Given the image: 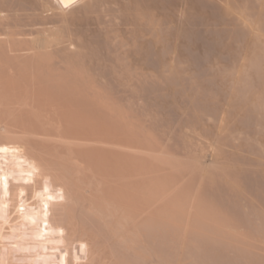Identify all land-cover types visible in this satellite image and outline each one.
<instances>
[{"label":"bare ground","instance_id":"6f19581e","mask_svg":"<svg viewBox=\"0 0 264 264\" xmlns=\"http://www.w3.org/2000/svg\"><path fill=\"white\" fill-rule=\"evenodd\" d=\"M198 6L224 16L223 24L214 17L218 23L202 25ZM199 25L219 37L211 52L227 31L236 49L230 66L205 67L211 73L203 83L191 68L201 55L191 38ZM169 88L194 111V135L183 132V143L172 138L184 155L152 139L159 118L154 125L143 118L147 128L145 121L136 126L135 115L128 122L139 101L126 111L119 101ZM0 149V264H264V191L251 198L242 189L246 161L264 184V0H0ZM125 167L137 168V176ZM162 168L172 176L158 175ZM202 180L226 195L206 186L200 193ZM110 187L146 195L147 208L168 204L167 213L159 211L197 228L190 224L185 241L182 225L133 216L119 203L123 196L97 200ZM101 238L111 243V259L102 255Z\"/></svg>","mask_w":264,"mask_h":264},{"label":"rangeland","instance_id":"374dc122","mask_svg":"<svg viewBox=\"0 0 264 264\" xmlns=\"http://www.w3.org/2000/svg\"><path fill=\"white\" fill-rule=\"evenodd\" d=\"M209 5H210V4H206V5H204V6L202 5V6L204 7V9H206L205 7H206V6H209ZM200 6H201V5H200ZM200 6H198L199 8H201V13H200L201 17H200V18H204V17H202L203 14H204V16H205L204 19H207V20H205V22H203L204 19H202V20H203V21H202V25H203V23H204V25L207 24V23H209V22H207V21H208V18H209V21H210V22H213V23H215V21H217V19H215V18H218L219 22L221 21L222 24H223V22H224V21H223L224 16L220 19V17H218V16L216 15L217 17L214 16V17H215V18H214V17L212 16V15H214V13H213V12H209V8H210V7L207 8V11H208V14H207V11L202 12V10H204V9H203L202 7H200ZM212 7H214V5H211V8H212ZM214 8H215V9L217 8L218 12L220 11L219 9H221V8H219V7H217V6H215ZM214 8H213V9H214ZM218 8H219V9H218ZM213 9H211V10L213 11ZM215 9H214V12H215ZM211 10H210V11H211ZM221 11H222V10H221ZM221 11L219 12V16H222V15H223V13H222V15H220ZM218 12H217V13H218ZM222 12H223V11H222ZM211 13H213V14L211 15ZM217 13H216V14H217ZM207 16H209V17H207ZM211 17H212V18H211ZM200 18H199L200 21H198V22L201 23V19H200ZM213 18H214V20L212 21ZM217 23H218V21H217ZM210 24H211V23H210ZM219 24H220V28H221V27L224 28V26H222L221 23H219ZM200 27H202V28H206L205 26H201V25H199V27H197V28H198V29H197L198 31H197V30H196V31L194 30V32H195V33L193 34L194 37L192 36L191 38H192L195 42H193V43H194L193 45H192V43H191V45H192L193 47H195V48H196V46H198L197 48H198L199 52H201L202 57H201V55H200V53H199V56H198L199 58L197 57L198 60H197V58L195 59V60H196V63H194V65H191V68H192V66H193V68H192V69H193L192 74H193V75H194V74L197 75V76H196V77H197L196 79H198V81H200L201 79H203V80H205L204 82H206V79L208 78L207 75H209V74L211 73V72H209V71H211V68H210V70H209V67L212 66L211 64H215V62H217V63H221L223 66H225V65H226V66H227V65L230 66L231 64H233L232 61L235 60V57H236V52H235V51H236V49H235V47H234L231 43H229V42H230V41H229L230 38H227V39H226V37H228V35H231V32L227 31L229 34H228V33L226 34V33L223 32L224 34H220V35H219V36H221V37H220L221 39H224V40L226 41V42H224L225 44H223V43H221L220 41H218L219 43L223 44V46L221 45V47H220V44L216 41V44L218 43L219 45L217 44L218 47L215 46V47H216V50H215V48H212L213 51L211 52V48L209 47V43L212 44L213 40H214L215 38H216V40H218L219 37H218V35H217V36H215V35H209V33L206 31V29H205V31H206L207 33H206V32H205V33H206V35H209V36H206V35L204 36V34H205L204 31L201 32V30H204V29H202V28H200ZM199 28L201 29L200 31H199ZM225 28H226V27H225ZM224 31L226 32V30H224ZM198 32H201L202 35H201L200 33H198ZM196 34H199L198 37H202V36H204V37H202V38H198V37H196V36H197ZM218 34H219V33H218ZM191 35H192V34H191ZM191 35H190V36H191ZM224 35H225V36H224ZM212 36H213V37H212ZM222 36H223V37H222ZM217 37H218V38H217ZM196 39H197V41H199V39H200L199 43H198V42L196 43ZM203 39H204V40H203ZM201 40H203V41H205V42H203V41H201ZM227 40H228V41H227ZM211 41H212V42H211ZM190 42H192V40H190ZM200 42H201V43H200ZM222 42H223V40H222ZM195 43H196V44H195ZM203 43H204V44L206 43V44H208V45H204ZM213 43L215 44V40H214ZM228 43H229L230 45H229ZM197 44H198V45H197ZM211 44H210V46L212 47ZM214 44H213V46H214ZM226 44H227V45H226ZM203 46H204V48H203ZM224 46H226V47H224ZM228 46L231 47L232 49L229 48ZM201 47H202L203 49H202ZM206 47H207V48H206ZM223 47H224V48H223ZM200 48H201V49H200ZM208 48H209L210 51L208 50ZM205 49H206V53L209 52V53H208L209 55H213V54H215L216 56L214 55L213 58H212L211 56H209V55H207V54L205 53L207 57H206V58L204 57V58H205V59H204L203 56H205V55H203V53H204L203 50L205 51ZM225 49H226V50H225ZM234 49H235V51H234ZM207 50H208V51H207ZM214 50L217 51V52H215ZM226 52H227V53H226ZM230 52H231V53H230ZM232 52H233L234 54H233ZM211 53H213V54H211ZM217 54H218V55H217ZM221 54H222V56H221ZM228 55L230 56V59H229V57H228V59H227V56H228ZM224 56H225V57H224ZM233 56H235L234 59H233ZM210 57H211V58H210ZM223 57H224V58H223ZM207 58H209L210 60L212 59V63H211V61H209V59H207ZM215 58H217L218 61H216ZM222 58L224 59V61H222V60H223ZM200 59H201V60H200ZM206 59H207V60H206ZM195 60H194V61H195ZM199 60H200V61H199ZM202 60H203V61H202ZM205 60H206V63L204 62ZM214 60H215V61H214ZM194 61H193V62H194ZM197 61H198V63H197ZM201 61L204 63V66H203V63H202ZM199 62H201V63H199ZM209 62H210V64H209ZM213 62H214V63H213ZM229 62H230V63H229ZM192 64H193V63H192ZM197 64H198V65H197ZM201 64H202V65H201ZM208 64H209V65H208ZM195 65H196V66H195ZM197 66H198V67L200 66V67H199V68H200V71H204V72H199V71H197V70H199V68H198V69L196 68ZM228 66H227V67H228ZM205 67H206L209 71H208ZM203 68H204L205 70H204ZM194 69H195V70H194ZM195 71H196L197 73L199 72L200 75H198L197 73H195ZM206 71H207V72H206ZM202 73H203V74H202ZM207 73H209V74H207ZM205 74H207V75H205ZM198 76H199V77H198ZM201 76H202V78H201ZM205 76H207V78H205ZM204 78H205V79H204ZM210 78H211V77H210ZM199 79H200V80H199ZM208 79H209V78H208ZM208 79H207V81H208ZM200 82H202V81H200ZM202 83H203V82H202ZM188 86H189V85H188ZM189 87H190V86H189ZM157 92H158L157 95L153 96L154 99H153V97H151V98H150V97H147V98H148L147 100H146V98H143L142 100H141V99L139 100V98L137 99V98H128V97L122 98V97H121V99H120L119 101L121 102V101L123 100V104H121V106L123 105L124 108L126 107L125 109H123V110H125V111H126V109L129 108V106L131 105L130 102H133L135 99H136V101H135L134 103H137V102L139 101L137 104H135V106H137L136 108H134V106L132 105V106H133L132 109H128V110H134V112H132L133 114H130L129 111H128L127 113H128L130 116L126 115V114H125L126 112L124 113L126 116H128V118H130L131 116H133V119H135V118L137 117V118L134 120V123L136 124V126H146L148 123H149V125H150V122H151L150 119H151V118H153V119L155 120V121H153V119H151V120H152L151 124L154 125V124L157 123L156 121H158L157 118H159V121H160V120H161V121H160V122L158 121V124H156V126L154 125L155 128H154V127H150V126H152V125L149 126V128H154V129H156V131H155L154 133H151V134H155V135H156V136L151 135V136H153L152 139L154 138V140H157V139L160 140V141H158V140H157V141H158V143L161 142L160 145H161L162 147L167 148V147L169 146L167 149H169V150H170V149H174V150H170V151H172L173 153H177V155H180V154L182 153V152L180 153V149H182L181 147H182L183 145H181V147H179V146H180L179 144L183 143V141H182V140H183V139H182V134H183V132H184V133L186 132V134H189V133H190L189 135H194V134H191V133H192L191 128H193V127L196 125V124H195V120H194V119H195V118H194V111H193V109L189 108V106H187V103H188V101L186 100L187 97H185L186 99L184 98V100L187 101V103H185V101H183V100L181 99L180 95H178V97H176L177 95L174 96L175 93H174V91L172 90V88H169L168 90H165V92H164V91H163V92H162V91L159 92V90H158ZM161 93H162V94H161ZM163 93H164V94H163ZM168 93H169V96H170V95L174 96V97H172V98H173L172 100H170V99H168V98L166 97V96H168ZM155 94H156V93H155ZM165 94H166V96H165ZM158 95H159V96H158ZM155 97H156V98H155ZM157 97H159V98H157ZM160 97H161V98H160ZM175 97H176V98H175ZM149 98H150V99H149ZM162 98H164L165 100L162 99ZM125 100H126L128 103H127ZM132 100H133V101H132ZM143 100H144V101H143ZM151 100H152V102H151ZM154 100H155V101H154ZM145 101H146V102H145ZM171 101H172L173 104H171ZM175 101H176V102H175ZM124 102H125V103H124ZM142 102H145V104H147V102H148L147 106H141V105H143ZM168 102H169V103H168ZM126 103H127V104H126ZM152 103H153V104L156 103L154 106L157 105V106H156L157 109H155L154 107H152ZM129 104H130V105H129ZM145 104H144V105H145ZM182 104H185V105H184L185 107H184ZM125 105H126V106H125ZM127 105H128V107H127ZM138 105H140V106H138ZM163 105H164V106H163ZM167 105L169 106V108H167V107H168ZM171 105H172V106H171ZM123 106H122V108H123ZM170 106H171V107H170ZM177 106H178V107H177ZM186 106H187V107H186ZM142 107H143V109L139 110V109L142 108ZM146 107H147V109H146L145 111H147V113H146L145 111H143ZM120 108H121V107H120ZM122 108H121V109H122ZM150 108H151L152 110H151ZM164 108H165V109H164ZM186 108H187V109H186ZM149 109H150V110H149ZM154 109H155V110H154ZM162 109H164V110H162ZM188 109H189L190 111H189ZM62 111H64V110H62ZM68 111H70V110H68V109L66 110L67 114L71 115L72 113H69ZM142 111H143V112H142ZM157 111H158V113H157ZM164 111H165V112H164ZM70 112H71V111H70ZM122 112H124V111H122ZM144 112H145V114H144ZM160 112H161L162 114H161ZM174 112H176V113H175L176 115L173 114V115L175 116V117L173 118L172 113H174ZM58 113L60 114V117H63V120H68V118L65 117V115H67V114H65V115L63 116V115H61V113L64 114V112H58ZM58 113H57V114H58ZM139 113H141V114L139 115ZM155 113H156V114H155ZM159 113H160L161 115H160ZM191 113L193 114V116L191 115ZM124 114H122V115H124ZM151 114H152V116H157V115H158V116L155 117V118H156V119H155L154 117L151 116ZM177 114H179V115H177ZM182 114H183V115H182ZM134 115H135L136 117H135ZM159 115H160V116H159ZM187 115H189V116H187ZM190 115L192 116L191 118H190ZM71 116H72V115H71ZM71 116H69V117H71ZM126 116H125V117H126ZM143 116H144V117H143ZM146 116H148V117L150 118L149 120H147V121H150V122H148V123H146L147 121L143 119V118L148 119V117H146ZM176 116H177V118H176ZM179 116H180V117H179ZM58 117H59V115H58ZM60 117H59V118H60ZM64 117H65L66 119H65ZM125 117H124V118H125ZM134 117H135V118H134ZM160 117H161V119H160ZM162 117H163V118H162ZM183 117H184L185 120L183 119ZM180 118H181V119H180ZM189 118H190L192 121H191ZM133 119H132V117H131V119H129L128 122H130V120H131V123L133 124ZM166 119H167V120H166ZM188 119H189V120H188ZM126 121H127V119H126ZM126 121H125V124H128V123H126ZM143 121H145L146 125H144V122H143ZM178 121H179V122H178ZM182 121H183V123H181ZM189 121H191L192 125H191V123H190ZM137 122H139V123L137 124ZM141 122H143L142 125L140 124ZM154 122H155V123H154ZM166 122H167V123H166ZM163 123H164V124H163ZM186 123H188V124H187V125H184V124H186ZM21 124H22L21 126H25V127H26V126H27V127H30V126H31V124H28V123H26V122H24V121H23ZM125 124H124V125H125ZM139 124H140V125H139ZM159 124H160V125H159ZM168 124H170V125H168ZM181 124H182V125H181ZM193 124H194V125H193ZM164 125H165V126H164ZM188 125H189V126H192V127H189ZM125 126H126V125H125ZM163 126H164V128H163ZM182 126H183V127H182ZM184 126H187V129H188V127H189V130L185 129L186 127H184ZM147 127H148V125H147L145 128H147ZM156 127H158V129H157ZM177 127H178V128H177ZM66 128H67V127H66ZM76 128H77V127H76ZM76 128H73V127H72V130L75 131ZM149 128H148L147 130H149ZM154 129H151V131H150V130H149V131H150V132H153ZM167 129H168V131H167ZM180 129H181V130H180ZM67 130H69V128H68ZM72 130L70 129L69 131H70V132H73ZM77 130L80 131L81 129H80V128H77ZM77 130H76V131H77ZM152 130H153V131H152ZM160 130H161V131H160ZM76 131H75V133H76ZM79 131H77V132H79ZM82 131H83V130H81V132H82ZM163 131H165V132H163ZM190 131H191V132H190ZM81 132H79V133H81ZM157 132H160V133L158 134ZM73 133H74V132H73ZM163 133H164V134H163ZM167 133H168V134H167ZM169 133H170V134H171V133L173 134V135H171L172 137H171V136L169 137V135H170ZM106 134H107V133H106ZM113 134H115V132H113ZM118 134H119L123 139L126 138V137H128V136L124 137V136L126 135V134H124V133H121V134H120V133H117L116 135H118ZM122 134H123V136H122ZM166 134H167V135H166ZM174 134L177 135V137H176L177 139L173 137V136H175ZM110 135H111V133H110ZM164 135H165V136H164ZM112 136H114V135H112ZM120 136H119V137L116 136V137L119 138V139H121V140H123ZM114 137H115V136H114ZM156 137H157V138H156ZM165 137H166V139H169V140H167L168 142L165 141V139H164ZM195 137H196V136H195ZM162 138H163V139H162ZM170 138H171V139H170ZM172 138L176 139L177 141H180L181 143H180V142H178V143L176 142V143H177V144H176L175 141L172 140ZM125 140H127V139H125ZM188 140H189V139H188ZM164 141H165V142H164ZM169 141H171V142H172L173 144H175V145H173V144H172L171 142H169ZM189 141H191V139H190ZM192 141H193V142L195 141V143H197V140H195V139L192 140ZM165 144H167L168 146L165 145ZM163 145H164V146H163ZM170 145H171V146H170ZM172 145H173V146H176V148L173 147ZM178 145H179V146H178ZM166 146H167V147H166ZM170 147H172V148H170ZM177 147H178V149H177ZM179 148H180V149H179ZM175 149H176V150H175ZM177 150H179V152H178ZM175 151H177V152H175ZM182 155H184V154L182 153ZM182 155H181V158H180V159H182V158L184 157V156H182ZM83 157H84V159H86V158H87L86 154H85V155L83 154ZM179 157H180V156H179ZM183 159H184V158H183ZM185 159H186V158H185ZM86 160H87V159H86ZM181 161H182V160H181ZM183 161H184V163H185L186 160H183ZM183 161H182V163H183ZM184 163H183V164H184ZM244 165H247V167H246V166H245V167H246V168L249 167V170H251V169L255 170V168H256V167H254V165H251V166H253L254 168L251 167V166L247 163V161L244 162ZM244 165H243V166H244ZM243 166H241V167L243 168ZM100 167H101V168H99V166L96 167V171H97L98 173L101 172V169H102V168H104L103 166H100ZM245 167H244V169H245ZM128 168L131 169L132 167H125V171H126V170L128 171V173L126 172V174H129V173L132 174L133 171H134V169H135V170L137 169V168H132L133 170H132V172H131V170H129ZM98 169H100V171H98ZM122 169H123V168H122ZM157 169L160 170L161 168L159 169V167H157ZM157 169H156V170H157ZM162 169H163V168H162ZM105 170H106V169H103L102 172L104 171V172H106V174H104V172H103L104 175H101V176H102V178H103V176H105L106 178L104 177V179L106 180V182L108 181V184H109V183H110V180L112 179V178L110 177L111 172H109L110 170L107 172L108 169H107L106 171H105ZM158 170H157V171H158ZM163 170H164V172L161 170V171L158 172V175L161 173L162 175L160 174V176H161V177L164 176L163 178H165V176H168V175H171V176H172V174L169 173V171H171L170 169H168L169 171H168L167 169L165 170V168H164ZM249 170H248V169H245V174H244L245 176H243V177L246 178V180H245V179L242 180V184H244V185H242V189H244V192H245L249 197H251V198H252V197L255 198V197H254V194H257V195H255V196H258V195L261 193V191H264V184L262 183V180H261L258 176H256V177L254 176L253 172H252V173H248L247 171H249ZM125 171H123V172H125ZM188 171H189V170H188ZM167 172H168V173H167ZM171 172H172V171H171ZM246 172H247V174H246ZM108 173H109L110 175H109ZM186 173H187V175L189 176L192 172L190 171V173H188V172L186 171ZM134 174H136V176H137L138 171H135V172L133 173V175H134ZM106 175H107V176L109 175V176L107 177ZM192 175H193L194 179L196 178L195 180H197V181H198V180H199V181L201 180L200 176L198 177V176H196V174H193V173H192ZM192 175H190V176H192ZM188 176L185 175L186 178H187ZM109 177H110V179H108ZM168 177H169V176H168ZM168 177H167V178H168ZM185 177H184V180L186 179ZM167 178H166V179H167ZM173 178H174V175H173ZM173 178H172V179H173ZM189 178H190V177H189ZM198 178H199V179H198ZM169 179H170V178H169ZM247 179H249L251 182H250L249 180H247ZM259 179H260V180H259ZM184 180H183V183L185 182ZM192 180H193V178L188 179V181H187V179H186V182H185V183H187V182H189V181H192ZM195 180H194V181H195ZM244 180H245V181H244ZM257 180H259V181H258L259 184L256 183ZM194 181H192V182H194ZM197 181H196V183H197ZM202 181H203V180H202ZM202 181H201V182H198L199 184H200V183L202 184L203 182H205V183L201 186L202 188L200 187V189H199V192H200V193L203 194V193L207 190V188H208L210 192H212V190L216 189V192L213 191V193H212V194H214V195H216V196L226 195V194H225L226 191H225L223 194H222V192L220 193V191H222V190H219V189H221L222 187L218 188L217 184H213V185H212V184L210 183L209 186H207V185H208L207 182H209V181H207V182H206V180L203 181V182H202ZM246 181H248V182L251 183L252 185H251V184H250L251 186L248 185L249 183H247ZM139 182H141L140 179H139ZM245 182H246V183H245ZM137 183H138V182H137ZM194 183H195V182H194ZM196 183H195V184H196ZM206 183H207V185H206ZM140 184H141V183H139V185H140ZM246 184H247V185H246ZM196 185L198 186V184H196ZM258 185H259V187H257ZM205 186H206L207 188H206ZM247 186H248V187H247ZM253 186H254V189H256V190L259 188L258 191H255V190L252 188ZM260 186H261V187H260ZM209 187H210V188H209ZM216 187H217V188H216ZM246 187H247V189H246ZM250 187H251V188H250ZM114 188H115V189H114ZM248 188H249V189H248ZM112 189H114V191L111 190V187H110V188H108V191L106 190L107 192H105V194H103V195H102V194H98L99 197L96 195L97 200H100V199H101L100 197H103V196H105V195L107 194V196H105V197H109L110 199L113 198L112 200L115 199V202H119L121 199H123V201L121 200L122 203H121V202H119V203H120L122 206H124V208H127V210H128L131 214H133V216H134L136 213H137L138 215H135V216H136V217H139V218H141V217H142V218H144V217L147 218V217H150V216H151V217H155V215H156V218H160L159 216H161V219H162V218H163V219L168 218V219H166V220H170V221L172 220V221H174L175 223L177 222L176 220H173V218L171 219L170 217L167 216V214H165V213H167V211H165V210H168V208H167V205H168V204H166V207H163V208L160 207V204H159V205H152L153 208H152V207H148V208H147V205H146V204H148V206H150V205H149V202L147 201V199H144V198H143V196H144V197H147L146 195H143L142 193H139V194H138L139 196H137V195L134 196V194H137L138 192H135V191H132V190H129V191H130V192H129V191H127L125 188H120V189H121V190H120L118 187H113ZM116 189L119 190V191H117ZM217 189H218L219 191H218ZM223 189H224V188H223ZM250 189H251L252 191L256 192V193L252 192ZM247 190H250V191H251V192H250V193L252 194L251 196H250L249 191H247ZM109 191H110V193H109ZM116 191H117V192H116ZM122 191H123V192H122ZM124 191H125V192H124ZM207 191H208V190H207ZM112 192H113V194H111ZM118 192H119V193H118ZM132 192H134V193H132ZM210 192H209V193H210ZM214 192H215V193H214ZM108 193H109V194H108ZM115 193H116V194H115ZM120 194H121V195H120ZM124 194H125L126 196H127V194H130V195H128L129 198L126 197V198H125L126 200H125V199L123 198V197H125ZM100 195H101V196H100ZM108 195H111L112 198H111L110 196H108ZM114 195H115V196H114ZM116 195H119V196H117L118 199H119V197H120V198H121L122 196H123V197H122L121 199L118 200V199L114 198V197H116ZM113 196H114V197H113ZM141 196H142V197H141ZM259 196H260V195H259ZM259 196H258V197H259ZM130 197H131V198H130ZM139 197H140V198H139ZM258 197L256 198L257 200H259ZM260 197H261V196H260ZM98 198H99V199H98ZM134 198H135V199H134ZM137 198H138L139 200H138ZM142 198H143V199H142ZM261 198H262V197H261ZM116 200H117V201H116ZM124 200H125V203H124ZM129 200H130V201H129ZM132 200L135 202L134 204L132 203V202H133ZM260 200H262V199H260ZM260 200H259V201H260ZM138 201H142V202H139V203H138ZM143 202H144V203H143ZM119 203H118V204H119ZM127 203H128V204H127ZM129 203H130V204H129ZM145 203H146V204H145ZM125 204H126V205H125ZM131 204H133L134 206L131 205ZM140 204H141V205H140ZM142 204H143V207H142ZM150 204H151V203H150ZM130 205H131V206H130ZM132 206H133V207H135V206H136V207H137V206L140 207V206H141V207H140V208H136V207L133 208ZM155 206H156V207H155ZM129 207H130V208H129ZM144 207H145V208H144ZM157 208H158V210H157ZM165 208H167V209H165ZM129 209H131V210H129ZM136 209H137V210H136ZM142 209H143V210H142ZM162 209H164L165 213H164V212H163V213L160 212ZM149 210H150V211H149ZM155 210H157V211L160 210V211H159L160 213L157 212V211H156V212H157V213H156ZM131 211H132L133 213H132ZM141 211H143V212H141ZM146 211H148V212H146ZM151 211H152V212H151ZM193 211H195V209H193ZM193 211H191V213H192ZM154 212H155V213H154ZM144 213H145L146 215H145ZM194 213H195V212H194ZM194 213H192V214H194ZM141 214H142V215H141ZM143 214H144V216H143ZM147 214H148V215H147ZM151 214H152V215H151ZM161 214H162V215H161ZM157 215H158V217H157ZM163 215H164V216H163ZM140 216H141V217H140ZM162 216H163V217H162ZM164 217H166V218H164ZM169 218H170V219H169ZM178 221H179V220H178ZM181 222H182V223H181ZM177 223H179L178 225H182L183 223H184L183 225H186V224H185V221H179V222H177ZM186 223H187V226H188V227L186 226V229L189 228V226L191 227V225H194V227H192L191 230H194L193 228H197L195 224H192V221H191V222H190V221H189V222L186 221ZM188 223H189V224H188ZM190 224H191V225H190ZM183 225H182V226H183ZM182 226H181V227H182ZM184 227H185V226H183L182 236H183V239H185V241H187V239L189 238V234L191 233V231H189V232H190V233H189V232H188V229L186 230V229H184ZM184 230H185V231H184ZM189 230H190V229H189ZM186 231H187V233H186ZM242 232H243V231H242ZM242 232L240 231V232H238V234L241 235ZM185 234H188L187 239L184 238V236H185V237L187 236V235H185ZM243 234H244V233H243ZM243 234L241 235L242 237H244ZM244 235H245V234H244ZM102 240H103V239L101 238V241H102ZM106 241H107V240H106ZM106 241H105V239H104V240H103L104 243L102 242V245L105 244L104 246L101 247V249H102V255L104 254L103 251H105V254H104L103 256H105V257L108 258V259H109V258L111 259V256H113V255H112L113 253L110 252V251H112V249L110 248V247H111V246H110L111 243L107 241L108 244H110V245H108V244H106V243H107ZM105 242H106V243H105ZM262 242H263L262 240H259V241H258V244H259V245H263V244H260V243H262ZM106 245H108V246H106ZM263 246H264V245H263ZM263 246H262V247H263ZM104 247H105V248H104ZM108 247H109V249H110L109 252H107V251L109 250ZM107 253H108V254H107ZM110 253H111V254H110ZM109 255H111V256H109ZM108 256H109V257H108Z\"/></svg>","mask_w":264,"mask_h":264},{"label":"snow or ice","instance_id":"6c2138e0","mask_svg":"<svg viewBox=\"0 0 264 264\" xmlns=\"http://www.w3.org/2000/svg\"><path fill=\"white\" fill-rule=\"evenodd\" d=\"M63 2L69 4V3H73L74 0H63ZM0 151H3V149H0Z\"/></svg>","mask_w":264,"mask_h":264}]
</instances>
